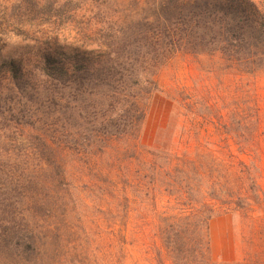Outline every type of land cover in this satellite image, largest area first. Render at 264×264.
I'll return each instance as SVG.
<instances>
[{"label":"trees","instance_id":"obj_1","mask_svg":"<svg viewBox=\"0 0 264 264\" xmlns=\"http://www.w3.org/2000/svg\"><path fill=\"white\" fill-rule=\"evenodd\" d=\"M82 5H18L21 26L75 23L82 41L2 64L0 264H96L82 250L84 228L71 220L74 205L95 192H112L118 212L149 201L171 264H220L210 252L212 215L245 207L260 192L245 160L221 155L235 130L223 106L210 93L179 88L169 94L178 116L169 135L145 147L141 129L159 71L178 56H207L243 74L264 70V0H101L93 14L68 13ZM255 105L245 96L236 104L234 144L245 154L264 132ZM118 224L105 264H122Z\"/></svg>","mask_w":264,"mask_h":264},{"label":"rangeland","instance_id":"obj_2","mask_svg":"<svg viewBox=\"0 0 264 264\" xmlns=\"http://www.w3.org/2000/svg\"><path fill=\"white\" fill-rule=\"evenodd\" d=\"M35 1L44 3V0ZM21 2L0 0V97L8 85L1 68L4 62L18 60L21 54L31 56L38 47L49 50L57 46L67 51L82 41L79 31L74 28L75 23L57 28L48 23L36 25L33 21L21 26L16 21V16L24 11L23 7L18 6ZM100 2L84 0V5L68 10V13L77 16L93 14L96 11L95 4ZM158 81L159 91L150 97L141 129V143L145 147L154 145L160 135L168 136L166 130L170 131L168 127H173L174 122L177 126L178 116L169 94L179 88L189 93H210L218 106H223L220 111L235 130L239 118L236 104L243 96L259 104V115L264 120V70L243 74L224 70L216 60L207 56H178L161 68ZM234 131L228 141L229 146L221 155L231 152L245 160L252 167L260 192L250 201L247 200L245 207L218 210L212 215L209 222L210 252L220 264H264V132L250 138L254 144L252 152L245 154L234 144V140L239 139ZM218 138L221 137L214 136L213 141ZM94 195L87 197L84 194L71 212V220L84 228L82 234L85 236L81 237L80 242L82 250L92 262L105 264L104 259H112L116 250L115 238L119 233L118 223L121 222L120 228H123L122 234L126 240L124 256L120 260L122 264H171L155 235L157 227L155 219L149 215V201L140 203L138 199V203L131 204L129 212L124 209L118 212L111 205L112 192H95ZM143 215L147 217L146 224L140 225ZM157 249L162 252L160 258L156 254ZM77 252L81 254L79 247Z\"/></svg>","mask_w":264,"mask_h":264}]
</instances>
